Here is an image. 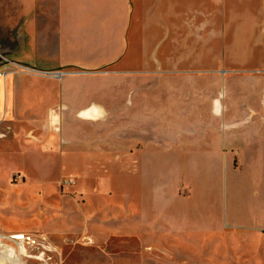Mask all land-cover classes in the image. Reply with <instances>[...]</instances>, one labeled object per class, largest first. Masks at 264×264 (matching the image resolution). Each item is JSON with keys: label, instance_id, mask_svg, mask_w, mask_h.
Returning <instances> with one entry per match:
<instances>
[{"label": "rangeland", "instance_id": "374dc122", "mask_svg": "<svg viewBox=\"0 0 264 264\" xmlns=\"http://www.w3.org/2000/svg\"><path fill=\"white\" fill-rule=\"evenodd\" d=\"M210 1L211 12L224 4ZM244 1L227 3L226 19L196 25L189 68L177 75L198 79L146 84L148 155L140 164L70 163L75 162L74 145L65 147L73 152L69 163L59 158L44 163L33 154L44 148L7 133L0 141V264H264V231L231 228L236 221H264V141L240 145L248 163L234 153L225 162L212 138L219 126L229 132L259 122L252 121L247 93L256 110L264 111V0ZM200 3L194 0L195 12ZM175 53L179 59L180 46ZM110 122V129L94 130L66 117L64 126L79 135L82 129L88 143L118 145L124 117ZM151 147H158L156 156L149 153ZM67 179L76 183L65 189L61 183ZM203 189L219 198L227 192L226 242L213 243L211 237L204 254L194 252L191 243L156 244L153 229L146 234L151 243L141 241L139 201L146 191L149 198L156 192L186 196ZM15 234L31 241H11Z\"/></svg>", "mask_w": 264, "mask_h": 264}, {"label": "crops", "instance_id": "0c3cea01", "mask_svg": "<svg viewBox=\"0 0 264 264\" xmlns=\"http://www.w3.org/2000/svg\"><path fill=\"white\" fill-rule=\"evenodd\" d=\"M198 1L201 3L195 12L194 0H0L1 55L47 73L25 75L0 61V141L12 132L19 140L44 148L33 151L44 163H54L57 158L69 163L73 152L65 147L72 145L75 162L70 163L145 161L146 84L198 79L177 75L180 69L189 68L196 25L204 19H226L227 3H245L224 0L219 12H211L207 7L212 1ZM178 46L179 59L175 53ZM148 71H159L160 75H148ZM260 78L264 80V76ZM246 96H250L252 121L259 122L239 125L229 132L217 127L212 138L218 142L216 152L224 155L220 156L222 161L228 162L234 153L247 162L240 145L251 147L264 141V122H260L264 111L256 110L252 94ZM261 106L264 108L262 101ZM84 113L92 118H82ZM116 116L125 121L119 127L122 141L118 145L88 143L82 139V129L79 135L64 126L66 117H75L94 130H107L110 119ZM109 147H114L112 152ZM205 148L204 154L210 156L211 149ZM150 150L155 156L158 153V147ZM111 155L113 159L104 160ZM147 196L146 191L139 201L142 242L151 243L146 236L149 229L155 233L156 244L191 243L196 253L203 250L205 254L211 237L215 238L213 243L226 242L225 230L230 227L227 192L221 198L205 189L186 196L157 192ZM236 222L231 228L264 231L261 220ZM203 259L207 262V257Z\"/></svg>", "mask_w": 264, "mask_h": 264}, {"label": "built area", "instance_id": "2783aa9c", "mask_svg": "<svg viewBox=\"0 0 264 264\" xmlns=\"http://www.w3.org/2000/svg\"><path fill=\"white\" fill-rule=\"evenodd\" d=\"M0 61L2 64H6V65H10L12 66L15 71H18L19 73H22V74H25V75H47V73L45 72H42L38 69H34V68H31V67H27V66H24V65H20V64H17V63H13L11 61H9L7 58H5L4 56L1 55L0 53ZM75 180L73 179H67V180H63L62 183H61V186L65 189H68L72 186L75 185ZM25 241V239H24ZM26 241L30 242L31 239L30 238H26Z\"/></svg>", "mask_w": 264, "mask_h": 264}, {"label": "bare ground", "instance_id": "6f19581e", "mask_svg": "<svg viewBox=\"0 0 264 264\" xmlns=\"http://www.w3.org/2000/svg\"><path fill=\"white\" fill-rule=\"evenodd\" d=\"M24 239H26V238L22 234H15L12 237H10V240L15 241V242H22V241H24Z\"/></svg>", "mask_w": 264, "mask_h": 264}]
</instances>
